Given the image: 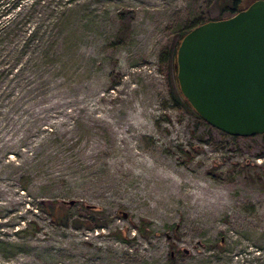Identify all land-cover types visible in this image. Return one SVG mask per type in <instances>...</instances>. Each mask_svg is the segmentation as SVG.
Instances as JSON below:
<instances>
[{"label":"rangeland","instance_id":"1","mask_svg":"<svg viewBox=\"0 0 264 264\" xmlns=\"http://www.w3.org/2000/svg\"><path fill=\"white\" fill-rule=\"evenodd\" d=\"M18 2L0 38V264H264V134L174 99L167 53L214 0Z\"/></svg>","mask_w":264,"mask_h":264},{"label":"water","instance_id":"2","mask_svg":"<svg viewBox=\"0 0 264 264\" xmlns=\"http://www.w3.org/2000/svg\"><path fill=\"white\" fill-rule=\"evenodd\" d=\"M177 66L182 93L207 123L232 136L264 134V0L191 29Z\"/></svg>","mask_w":264,"mask_h":264},{"label":"trees","instance_id":"3","mask_svg":"<svg viewBox=\"0 0 264 264\" xmlns=\"http://www.w3.org/2000/svg\"><path fill=\"white\" fill-rule=\"evenodd\" d=\"M10 1H12L13 5L11 7H9V9H6V7H4V3L9 4V6H10L11 5ZM254 1L255 0H214L215 6H217L219 9V15L215 18L199 20L198 22L194 23L189 28L182 29L179 32L173 46L169 49V52L167 53V56H169L171 76H172V79L174 81V85H175V89H176V94H174V99L178 103L182 102L183 105H185L188 109H190L197 116L199 123H204V124L208 125L210 128H214V127L212 125H210L209 123H207L203 119V117H201L199 115V113L192 107L191 103L184 96V94L182 93V91L180 89L178 76H177L178 75V66H177L178 48L180 46V43H181L183 37L191 29H193L197 25H200V24H202L208 20H211V19H223V18L231 17L234 14H236L237 12L247 8ZM2 9H4V10H2ZM72 9L73 8H70L69 11ZM19 10H20V4H19L18 0H0V15L7 16L9 18V22L7 24L4 23L0 27V38L3 35L2 33H3V29L5 26H7L10 23L14 24V26H15V19L19 15L18 14ZM117 11H118L117 12L118 20L120 23V30H121V33L124 34V35L120 36V39H119V41H122L125 39V34L131 26V21L135 16V10L132 8H121V9H117ZM13 29L17 30V27L15 26ZM10 34H11V32H10ZM235 137L236 138H242L239 136H235ZM258 156L264 157V151L260 152L258 154ZM50 210H51L52 219L54 220V222H56V224L62 225V226H69L70 225L69 217L64 216V215H60L58 212L59 209L57 206H52ZM94 211L100 212V210H94ZM91 221H92V224L87 226V228H89V229L102 228V227L106 226V223H104V222L99 223L98 219H96V217H94V216L91 217ZM77 222H80V221L78 219H76L74 221V223H72L76 229H78V228H80V226H82V223H77Z\"/></svg>","mask_w":264,"mask_h":264}]
</instances>
